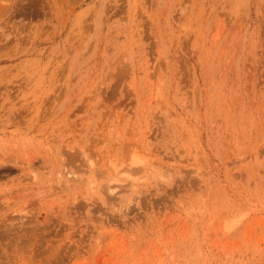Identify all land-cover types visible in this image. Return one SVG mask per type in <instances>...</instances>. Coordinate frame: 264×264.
Instances as JSON below:
<instances>
[{"label":"rangeland","instance_id":"1","mask_svg":"<svg viewBox=\"0 0 264 264\" xmlns=\"http://www.w3.org/2000/svg\"><path fill=\"white\" fill-rule=\"evenodd\" d=\"M0 264H264V0H0Z\"/></svg>","mask_w":264,"mask_h":264},{"label":"bare ground","instance_id":"2","mask_svg":"<svg viewBox=\"0 0 264 264\" xmlns=\"http://www.w3.org/2000/svg\"><path fill=\"white\" fill-rule=\"evenodd\" d=\"M115 168V167H114Z\"/></svg>","mask_w":264,"mask_h":264}]
</instances>
